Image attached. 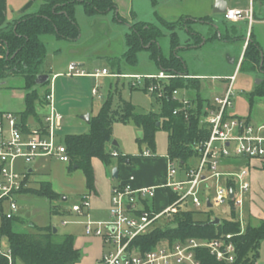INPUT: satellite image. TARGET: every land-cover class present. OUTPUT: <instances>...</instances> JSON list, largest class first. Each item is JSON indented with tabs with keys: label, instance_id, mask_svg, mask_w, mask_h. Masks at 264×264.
<instances>
[{
	"label": "trees",
	"instance_id": "1",
	"mask_svg": "<svg viewBox=\"0 0 264 264\" xmlns=\"http://www.w3.org/2000/svg\"><path fill=\"white\" fill-rule=\"evenodd\" d=\"M82 5L88 16H93L116 9L115 0H44L38 11L22 15L13 23L0 28V77L6 75H21L24 78L25 107L20 112L23 122H27L30 116H35L38 121L41 117L36 112L35 101L43 97L42 101L47 103L46 95L50 92L47 88L41 95L36 88L37 77L43 73V64L47 57L46 44L43 35L53 34L57 39L76 41L80 38L81 29L76 20L75 10L77 5ZM125 21L121 15L116 17ZM161 22L172 25L164 19ZM163 36L162 29L148 22H134L130 31L125 35L126 50L121 57L111 58L115 61L124 60L129 65L139 63V53L148 51L152 61L168 74L177 75L169 79L160 80L166 94H171L178 87H188L184 78L185 63L175 54L165 55L159 48L157 41ZM178 39L173 36L172 47L176 48ZM119 66V65H118ZM244 72H261V82L256 85L250 93L251 100L256 96H264V60L261 55L259 43L250 38L245 49L244 57L240 66ZM157 81L155 78L145 77V90L148 85ZM49 83H44L47 85ZM130 86L135 88L133 81ZM163 102V111L157 113L138 112L135 105L125 99L114 103L113 93L103 103L97 115L91 117L89 122L91 130L85 134H69L65 137L64 144L71 156L72 166L81 169L86 177L89 191L94 189V169L92 158H99L109 167L113 158L117 157L119 163H123L130 156L122 153L118 144L112 142L113 123L116 120L128 122L134 120L143 130V136L139 137L148 149H154L155 132L163 128L169 134L168 157L176 161L182 168L189 166V161L198 156V149L195 143L209 138L210 129L206 123L201 122L204 114V105L201 103V94L191 99L199 101L194 107L188 110V117L184 111L174 114V110L182 107L181 102L172 98H160ZM115 104V105H114ZM113 143L109 148L108 144ZM114 148V149H113ZM117 152V156L113 152ZM144 152V151H143ZM169 203L176 201L177 194L172 189H165ZM33 194L39 197H46L55 200L57 203L52 206L54 215H67V209L63 196L56 192L50 181H42L37 187L29 185L21 190V195ZM59 201V203H58ZM144 207L149 211H159L154 208L148 200H145ZM161 210V209H160ZM209 219L200 220L195 217V210L179 209L172 221L174 225L156 226L145 234L138 235L131 246L146 251L164 242L174 243L187 238L211 239L221 234H235L236 259L232 263L218 261L206 249L198 250V256L204 264H258L260 247L264 240V220L258 226L248 224L245 232L239 234L241 225L238 220L221 219L219 224H210L213 220V212L210 210ZM18 216L5 221L3 232L7 236L9 246L13 252L12 264L18 260L24 264H77L82 259V251L76 247L75 236L66 233L61 240L57 239L58 231L54 232L53 225L41 226L36 223L30 225L29 231H18L15 229L17 222H22ZM0 264H10L9 260L0 255Z\"/></svg>",
	"mask_w": 264,
	"mask_h": 264
},
{
	"label": "built area",
	"instance_id": "2",
	"mask_svg": "<svg viewBox=\"0 0 264 264\" xmlns=\"http://www.w3.org/2000/svg\"><path fill=\"white\" fill-rule=\"evenodd\" d=\"M227 21L248 20L249 32L253 19V8H227L224 13ZM251 33H249L250 36ZM246 40V45L249 42ZM67 73L74 76L109 75L107 68L101 71H89L77 64H69ZM116 76V74H112ZM130 77L135 85L139 83L140 75H120ZM157 81L148 85V91L160 98L167 97L181 102L182 107L174 110V114L185 112L194 105L185 95L178 98V90L166 94L160 80L174 77L165 75H145ZM236 73L227 78L228 86L222 95L213 98L210 105L204 108L201 122L210 129L209 138L195 143L198 156L194 163L182 168L176 161L168 159V169L163 182L158 186H142L135 188L131 183L117 184L112 188L109 220L94 221L89 217L91 207L90 194L83 195L80 203L72 204L67 209L75 215H86V234L101 237L104 244L111 247L104 252L95 264H204L198 256V250L206 248L220 262L232 263L236 259L235 234L224 233L211 239L187 238L174 243L164 242L154 248L141 251L132 247L131 242L141 234H145L152 225L163 216H171L179 209L204 208L212 210L222 203L231 205L235 220L241 225L239 234L245 232L244 203L246 194L251 189L248 180L247 167L240 170H225V160L245 158L264 161V123L255 124L245 117L231 115L229 108L233 104L234 83ZM136 79V81H135ZM46 95L49 105L41 121L34 124L23 122L16 112L3 111L0 114V255L6 257L10 264L13 262V252L7 236L3 232L5 221L17 216L21 190L30 185L32 172L27 164L36 158H56L70 163L71 156L66 145L61 141L64 128V116L54 106L53 87ZM93 95H98V88L93 87ZM4 121V122H3ZM6 122V123H5ZM117 156V152H113ZM143 155H150L146 150ZM184 169L183 176L178 177ZM134 179L133 176L130 178ZM170 188L177 194L173 203L159 211H149L144 206L145 200L156 197L157 189ZM231 193L233 194L231 196ZM209 203L211 204L209 206ZM140 204H143L141 207ZM67 220L63 221L66 225ZM98 224V225H96ZM106 225V230L102 226ZM6 238V243L3 239ZM6 244V246H5Z\"/></svg>",
	"mask_w": 264,
	"mask_h": 264
},
{
	"label": "rangeland",
	"instance_id": "3",
	"mask_svg": "<svg viewBox=\"0 0 264 264\" xmlns=\"http://www.w3.org/2000/svg\"><path fill=\"white\" fill-rule=\"evenodd\" d=\"M80 22L83 35L82 37L80 36V38L76 41L65 39L60 40L57 39L53 34H46L42 36L48 47V57L45 64L43 65V68L47 69L50 67V65H54V68L51 70V72L54 73L58 70L62 72L58 77L55 76L53 80V86H51L53 87V92L55 91V108L58 112L62 113L65 119L64 128L61 132L63 142L65 137L69 134H85L90 132V124L87 122L84 116L87 114H90L91 117L97 115L101 106L109 98L111 93H113L115 104L123 98L132 102L138 112H162L163 102L158 100L152 92L145 90L144 73L146 71L152 70L153 68L157 69V71L159 70V67L149 58L148 52L142 51L140 53L139 63L135 66L127 64L124 60L118 61L119 63L115 64L117 61L113 63L111 58L121 57L124 49H126L123 35H118L115 41L111 43L108 42L107 44H100L98 37L90 35L91 32H93L90 26L82 20H80ZM160 24L161 27L160 25L159 27L162 29V31L164 32L165 30V35L160 39V44L163 51L166 54H169V32H172L171 28L173 26L168 25V23L166 25L163 23ZM117 30L121 29L118 27ZM181 36L184 38V34ZM57 40H59V42H57ZM226 46V52L228 54L230 51H232L233 45ZM57 47H61V50H54L57 49ZM205 52L206 51L203 50L199 53H194L197 54L196 56H194V54H186V52L181 53L187 56L189 62L200 63L203 61V58H205ZM108 54L110 56H107ZM190 56L194 57L190 58ZM73 57H82L84 62L81 67L86 70L96 71V69H99L101 71L105 67L109 70L110 74L98 77H78L69 75L67 73L68 69L63 68V66L67 63V60L70 61V59ZM124 71L127 73H131V71H138L141 73L139 83L136 82L135 88L130 86L129 82L132 80L130 77L120 76L124 75ZM113 73H115L116 76L112 75ZM164 74L167 75L168 73L165 72ZM165 79L167 80L168 78ZM258 79H260V77L256 76L254 72L246 74L244 72L240 73L239 79L236 82L237 84L234 87L233 106L230 107L231 114L246 115L249 111H251L252 122L257 116L264 117V106L256 107L255 105H252L250 97V91L255 88ZM195 80L192 81L191 79V81L186 83L188 88L182 86L178 87L177 97L182 98L184 94H187L188 97L196 98L197 94L200 92L202 97L205 99L204 103L207 104L208 100H212L211 98L215 94L214 84L210 78L197 80L200 88V91H198V86L193 85ZM23 86L24 78L21 75H6L0 77V113L5 110H11L17 112L19 117H21L20 111L24 109L25 105L24 98L22 96H24L26 93ZM219 86L220 90L218 93L219 95H222L221 85ZM93 87L98 88L97 96L93 95ZM38 88L39 93L43 95L47 89V86L38 85ZM42 99L43 97H39L35 101L36 112L41 118H43L47 112V103H43ZM257 99L258 98L255 97L254 102ZM32 119L33 117H30V120L33 122ZM140 132H143V130L134 120H130L128 122L116 120L113 123L112 142L117 141L120 151L129 155L130 159L133 160L132 164L136 165L137 161L135 160L137 159H140L141 161L147 160V158H155L161 161L157 165L153 164L155 159H149L145 161V164L140 166L142 174L148 176L150 174H155V172L158 170L162 171V169H164V159L170 158L167 157L169 148L168 132L163 128H160L155 132V144L153 146L154 149H148L146 144L140 141ZM112 142L108 144L109 148L113 147ZM146 150H149L152 156L149 155L150 157H144L143 151ZM45 159L46 158H36L31 163L27 164L28 168H33L34 170V173L31 175V186L37 187L43 180H52L57 191L67 197L65 206H71L72 204L80 203L82 201L83 195L87 193L86 178L83 171L79 168L70 166L68 163L59 161L54 157L48 164L45 162ZM194 161H196L195 158L191 159L189 163H194ZM118 163V158L114 157L112 164L107 167L108 174L115 182H117L119 179L113 177V169L116 167V165H118ZM124 163L125 161L122 164ZM132 164L130 165L126 162L124 165L132 166ZM176 165L179 167L178 162H176ZM179 176L180 174L178 177ZM18 201L19 207L17 210V216L23 221L17 222L15 224L16 230L29 231L30 225H32V223H36L41 226L51 224L58 229V240H61L66 233L70 232L73 233L75 237L86 235V221L88 220L86 215H54L51 211V208L57 203V201L50 200L46 197H39L33 194L21 195L19 196ZM159 202L161 201L158 200V204L156 202V205H158L157 207H160ZM193 210H195V217L200 220H207L209 219V215H211L210 211L205 210L204 208L197 209L193 207ZM211 211L213 212V218L218 217L221 219H234L231 205L228 203L217 205L216 207H213ZM174 214L171 216L160 217L159 220L155 222L154 225H152V228L156 226H165L168 224L174 225V222L172 219H170L173 218ZM244 214L247 220L248 214L246 210L244 211ZM105 217L106 216H103L101 219L102 221L107 222L109 218ZM91 219L93 220V218ZM64 220L69 221L68 224L64 225ZM246 226L247 225H245V229ZM102 229L105 231L106 225H103ZM3 242L6 243V238L3 239ZM262 243L263 245L261 244L259 257L257 260L258 264H264V240ZM111 246V243H106L104 245V252H106ZM17 264L24 263L18 260Z\"/></svg>",
	"mask_w": 264,
	"mask_h": 264
},
{
	"label": "crops",
	"instance_id": "4",
	"mask_svg": "<svg viewBox=\"0 0 264 264\" xmlns=\"http://www.w3.org/2000/svg\"><path fill=\"white\" fill-rule=\"evenodd\" d=\"M43 1L44 0H0V28L13 23L24 14L38 11ZM115 2H116V9L93 16H88L85 13L84 7L82 5L80 6V4L77 5L75 10V15H76V20L81 29L80 36L82 37L83 35L80 20H82L83 22L87 23L90 26V28L93 30V32H91L90 35L98 37V40H100V44L102 43L107 44L108 42L111 43L115 41L118 35L121 34L123 35L125 42V35L130 31L131 24L134 22H148V23H153L157 26L160 25V27H161L160 23H162L161 19L171 22L173 27L171 28L172 32L171 33L169 32L170 53L166 54L163 51L162 46L160 44V39L165 35V30L164 32L162 31L163 36L160 37V39L157 41L159 48L162 50V52L165 55L168 56L170 54H175L184 61L186 69H185V73L181 76H183L182 78H184L186 83L188 81H191V79L192 81L196 79L195 82H193V85H197L199 88V83H197V80L210 78L215 87V91H214L215 94L212 96L211 98L212 100L215 96L219 95L218 93L220 90L219 85H221V93L224 94L228 86L227 78L229 76H232L236 73L237 78L234 83V87H235V85L237 84L236 82L239 79L240 73L244 72L240 69V66L244 57L245 49L248 45V44L246 45L247 42L246 40H248L247 38L249 36V33H251L249 36V40L250 38H252L253 40L259 43L261 47L262 59L264 60V0H220L219 2H217L216 0H115ZM224 3L227 4V8H243V9H248L249 7L253 8V19L250 26L251 27L250 32H249L248 20L245 19L234 22L227 21L224 16L225 11L224 12L216 11L220 7H224L223 5ZM118 15H121L124 18H126L125 21L117 19L116 17ZM85 17H89V18H85ZM118 27L121 30H117ZM182 34H184V38L181 36ZM173 36H176L178 39V44L175 49H173L172 47ZM57 42H59V40H57ZM226 45H231V46L233 45L232 51H230L228 54L226 52L227 51ZM46 48H47V57H48L47 44H46ZM54 50L60 51L61 47H57V49ZM125 50L126 49H124V51ZM203 50L206 51L205 52L206 55L205 58H203V61L200 63L189 62L187 56L181 53V52H186V54L192 55L194 53H199ZM196 55L197 54H194V56ZM107 56L110 55L108 54ZM192 57L190 56V58ZM66 62L67 63L63 66V68L68 69V66L71 63L77 64L78 66L81 67L84 61L82 57H73L72 59H70V61L67 60ZM53 68L54 65H50V67H48L47 69L43 68V73L41 74L50 75L48 79L49 83L47 85L45 84H39V85H43V86L45 85L47 86V88L48 86L49 87L51 85L53 86V80L55 76L58 77L62 73L59 70L54 73L51 72ZM162 72L165 73L166 71L161 70L160 68L157 71V69L153 68L152 70L146 71L144 75H156ZM253 72L255 73L256 76L261 77V72L259 71H250L244 73L246 74ZM123 74L140 75L141 73H139L138 71H131V73H127L126 71H124ZM78 77H94V76L87 75V76H78ZM36 88L39 91L38 85L36 86ZM254 89H252L250 93ZM198 91H200V88L198 89ZM199 94L201 93L199 92ZM185 95L187 94H184L183 96ZM22 97L25 98V95ZM256 97L258 99L255 102L254 99L251 100L252 105H255L256 107L264 106V96H256ZM189 98L190 100L195 99L194 97H189ZM204 100L205 99L201 95V103L203 105L205 104ZM212 100H208V103L205 104L204 108L210 105ZM198 102L199 101H194L193 104L196 105ZM44 103L46 104L45 101ZM46 107L48 112L49 110L48 103L46 104ZM5 111H11V110H5ZM229 113L231 114L230 108H229ZM235 116L245 117L252 122L251 111H249L246 115L235 114ZM30 117H33L32 119L33 122L30 120ZM30 117L28 118V121L30 123L34 124L36 121H38V119H36L35 116H30ZM252 123L255 124L264 123V117L257 116L255 117V120ZM61 141L63 142L62 137H61ZM144 157H150V156L144 155ZM45 158H46L45 162L47 164L52 160V158L49 157H45ZM149 159H155V158H147V160ZM147 160L140 161V159H137L135 160L137 161V164L135 165L132 164L133 163L132 159H127L125 163L127 162L130 165L132 164V166L130 165L125 166L124 165L125 163L124 164L118 163L116 167L119 170V178H118L119 180L115 182L111 179L110 175L108 174L107 166L99 158L97 157L92 158V165L94 169V179H95L94 189L89 191L87 188V193H85V194L88 193L90 194L91 207L88 210L89 217L93 218V220L95 219V221L98 220L102 221L101 217L103 216H106L105 218L107 217L109 218L110 216L109 207L111 204L112 188L117 184L131 183L132 186L135 188L142 186L160 185L163 182L164 175L168 169V159H164V166H163L164 169H162V171L158 170L155 172V174H150L148 176L141 173V167H140L143 166L145 164V161ZM160 162H161L160 160L155 159L153 161V164L157 165ZM68 164L72 166L71 162ZM223 167L225 170H230V171L240 170L241 168H245V167L248 168L249 170L248 180L250 181L251 189L246 194L245 203H244V211L246 210L248 214V219L246 220L245 218V222L246 225L251 224L253 226H258L261 223V221L264 220V161L260 159L249 160L245 158L228 159L225 160V165ZM30 169H32L31 172L33 174L34 173L33 168ZM183 172L184 169L179 171L180 174L179 177L183 176ZM131 176L134 177L133 180L130 179ZM43 181H50L53 185L54 190L64 197L62 193L57 191L52 180L48 179ZM31 184L32 183L30 178V185ZM86 187H87V183H86ZM158 200L161 201L159 202L160 207H157L158 205H156V202L158 204ZM148 201L150 202V204L154 206L156 210H160L169 204L168 195L166 193V190L163 188H158L156 197L153 199H148ZM140 205L141 207L143 206V204ZM66 207L68 208L70 206H66ZM69 215H74V214L69 213ZM75 244L76 247L81 249L83 254L82 259L78 264H95L104 254L105 244L101 237L89 236L87 234L81 235L80 237H75Z\"/></svg>",
	"mask_w": 264,
	"mask_h": 264
},
{
	"label": "water",
	"instance_id": "5",
	"mask_svg": "<svg viewBox=\"0 0 264 264\" xmlns=\"http://www.w3.org/2000/svg\"><path fill=\"white\" fill-rule=\"evenodd\" d=\"M217 2H219L220 0H216ZM224 2V1H223ZM224 5V7H220L218 10H216V11H218V12H224V11H226V9H227V4L226 3H224L223 4ZM49 77H50V75L49 74H40V75H38V77H37V83L38 84H44V83H46L47 81H48V79H49ZM261 81V79H258L257 80V84H259V82ZM84 118L87 120V122H90V120H91V116H90V114H87V115H85L84 116ZM140 136L142 137L143 136V132H140ZM114 143L115 144H118L117 143V141H114ZM75 168L77 167L76 165L74 166ZM30 171H32V169H30ZM113 177L114 178H119V170H118V168L117 167H115L114 169H113ZM233 194L231 193V196H232ZM63 200L64 201H66L67 200V197H63ZM211 204L209 203V206H210ZM221 222V218H218V217H215L213 220H211L209 223L210 224H219ZM58 231V229L56 228V227H54V232L56 233Z\"/></svg>",
	"mask_w": 264,
	"mask_h": 264
}]
</instances>
